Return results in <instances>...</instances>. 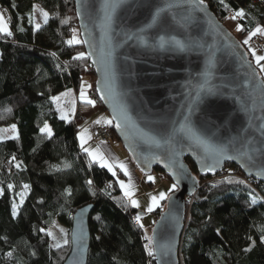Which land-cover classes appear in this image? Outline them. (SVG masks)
<instances>
[{"label": "trees", "instance_id": "trees-1", "mask_svg": "<svg viewBox=\"0 0 264 264\" xmlns=\"http://www.w3.org/2000/svg\"><path fill=\"white\" fill-rule=\"evenodd\" d=\"M255 1L204 3L246 48L243 41L258 26L264 27V0ZM36 4L51 13L39 30L34 27ZM0 9L12 32L0 33V126L16 125L18 131V139L0 141V264H63L71 249L72 218L87 204L94 205L87 264H155L145 248L143 227L131 220L142 212L127 200L117 181L125 176H113L78 145V126L107 111L97 95V76L87 53L84 59H74L85 51L83 43H67L73 29H79L76 0H0ZM240 10L244 16L232 19ZM86 76L95 106L82 101L74 119L59 118L53 96L78 89ZM45 124L52 131L50 138L41 131ZM109 127L119 140L113 124ZM186 162L200 189L186 202L182 264H264V184L248 180L237 165L227 164L212 177L200 176L196 165ZM155 171L168 177L161 169ZM24 185L30 187L21 204ZM167 200L156 209L157 219ZM56 221L65 225L68 241L59 248L51 246L47 234Z\"/></svg>", "mask_w": 264, "mask_h": 264}, {"label": "water", "instance_id": "water-1", "mask_svg": "<svg viewBox=\"0 0 264 264\" xmlns=\"http://www.w3.org/2000/svg\"><path fill=\"white\" fill-rule=\"evenodd\" d=\"M110 2L119 6L109 24L105 0H76L81 38L88 41L83 43L85 53L107 113L111 119L116 113L128 118H121L119 129L115 120L112 124L135 166L148 175L161 169L173 183L172 170L183 172L152 229L155 264H182L186 202L200 189L186 159L196 165L200 176L214 177L233 164L246 177L264 184V78L208 4L198 0ZM162 8L166 10L153 23ZM101 90L104 99H100ZM185 123L224 150L219 164L185 133L176 134L171 148L157 147L143 137L149 133L166 138ZM208 165H214V171H205ZM93 209L87 204L74 213L71 249L63 264L88 263Z\"/></svg>", "mask_w": 264, "mask_h": 264}, {"label": "snow or ice", "instance_id": "snow-or-ice-1", "mask_svg": "<svg viewBox=\"0 0 264 264\" xmlns=\"http://www.w3.org/2000/svg\"><path fill=\"white\" fill-rule=\"evenodd\" d=\"M119 2H123V0H119ZM199 4H203L204 0H198ZM221 3H223V0H221ZM15 6V5H13ZM119 4L118 3H112L110 2V0H105V4H104V11H105V20L109 22H111V18L112 15L115 12L116 7H118ZM34 6V10H35ZM169 8L171 7V5L168 6ZM166 9H158L156 16L153 17V23L156 22V18L159 16L160 12L165 11ZM41 14L43 16V20L44 23L47 24L48 23V19H49V13L47 11H43L41 10ZM240 16H244V11L240 10L238 12H236L235 16L232 17V19H235L236 17H240ZM29 23H33V17L30 16L29 18ZM62 23H68V20H64L62 21ZM36 30H39L41 25L39 23H35L34 25ZM21 31H23V29H21ZM76 30L73 29V37L72 39L68 40L67 43L69 45L72 44H80V43H88L87 40L81 41L80 39H78L75 35ZM0 33H3L5 35L11 36L12 32L10 30L9 24L6 22L3 13H0ZM257 33L264 35V27H257L254 31H252L249 34V38L251 39L252 36H255ZM131 38V36L129 37ZM161 40V47H163L165 41H164V37L160 38ZM175 43L179 44L181 47H183L182 44H180L179 41H176ZM245 44L248 43V40L244 41ZM89 56L91 55V53L88 54ZM253 55H255V51H253ZM85 57V53L80 52L76 57H74V59H84ZM261 61H264V56H256V62L257 64L260 65V69L262 72H264V64H260ZM93 63H96L95 60H93ZM92 86L87 84V82L85 81L82 85H81V89H80V100L83 101L84 103L88 104V105H92L95 106L96 101L90 99L88 97V95L86 94V88H91ZM111 91V90H110ZM211 91V90H209ZM198 95V99H199V93ZM105 98V93L101 90V96L100 99H104ZM54 100H58L59 97H53ZM75 110L74 105H73V111ZM7 111H11V109H8ZM114 112H116V109H113ZM124 118L127 121V117L123 114V113H116V115H114L113 119L111 120H106V123L111 125L113 123V120L116 121L115 123V127L116 128H121L122 124H121V118ZM61 119L67 120L68 117L66 115H61ZM106 118H101V120H105ZM101 120H97L95 121V123L99 124L101 122ZM134 126V125H133ZM12 131L16 132V127L15 125L12 126ZM42 132L46 133L47 136L50 138L52 135V131L51 129L48 127L47 124H45L44 128L41 129ZM177 133H185L187 135L190 136V138L193 140L194 143H196L198 146H200L201 148H203L204 152L206 155H212L214 160H215V164H219L221 162V159L223 158L224 155V150L223 149H219L217 147H215L214 145L210 144L207 140L203 139L200 135H198L187 123L182 124L179 129H174L173 133L170 134L168 137L166 138H157L156 136H152L149 133H143V137L145 138L146 142L153 144L157 147H163V146H168L169 148L172 147L173 145V140L175 139V136ZM12 138L14 139H18V134L13 136ZM90 135H87V130L85 129L84 131L81 132L80 134V141H81V147L84 149V151L91 157V159L95 162H98L99 165L102 168H106L108 169V171L112 172L113 176H116V172L114 171V163H110L108 158L105 157V155L103 154V152L99 149V147H97L96 149H90L87 147H84V145L87 143V140L90 139ZM0 139H2V137H0ZM163 139V144L161 143V140ZM229 159H232L233 157H227ZM249 160L252 159L251 156L248 157ZM13 159H15L13 157ZM203 162V161H202ZM17 167H19V165H17ZM118 167L123 171V173L128 176L129 178V183H125V181L123 180H119V178H117V181L119 183L120 188L123 190L124 195L129 199L130 203L134 206V207H140L139 202L133 198L134 196V191H133V185L131 184V175L128 171L127 165H125L124 163L120 162L118 164ZM165 167H169L171 168V165H165ZM181 168L183 167L182 165L180 166ZM205 171L208 172H212L214 171V165H208L206 166V168L204 169ZM172 175L175 178V182L171 185L170 189L168 190V192H174L175 190L178 189L179 187V182H180V178L183 175V172H177L175 169L172 170ZM147 179L149 181L155 182V178L151 175L147 176ZM228 183H244L243 181H233L231 179H229L227 181ZM87 183L89 185L92 184V181L89 180L87 181ZM9 188H12V185H8ZM29 185H24V190L23 192H21L20 195V203L23 204L24 198L27 194V190L29 189ZM108 187H111V185H108ZM70 192V190H69ZM168 192H160L158 195H152L150 197V203L146 209L147 212H152L155 208L160 207L161 206V201L168 199L169 195ZM3 193V189H0V195H2ZM93 195H95V193H93ZM253 202H255L256 198L253 197ZM17 214V205L14 203L13 204V215L15 216ZM97 219H99V217H97ZM135 219L137 221H140L142 219L141 215H137L135 217ZM140 227H143V224L140 225ZM41 231H44L43 229H41ZM61 231H63V229H61ZM262 232H264V229H261ZM48 235L52 236L53 239H55L54 234L49 231L47 233ZM146 241H148V243L145 245V248L148 250V255L149 256H154L155 253V249L153 248V243H154V237L153 236H145L144 237ZM97 239H99V237H97ZM261 240L264 241V235L261 236ZM68 241L65 240L64 243L66 244ZM253 244L255 243V241L252 242ZM61 245L59 242H57L54 247L59 248ZM245 251H251V248H247L245 249ZM9 255H11L9 253Z\"/></svg>", "mask_w": 264, "mask_h": 264}, {"label": "rangeland", "instance_id": "rangeland-1", "mask_svg": "<svg viewBox=\"0 0 264 264\" xmlns=\"http://www.w3.org/2000/svg\"><path fill=\"white\" fill-rule=\"evenodd\" d=\"M255 3L259 4L262 2L255 1ZM41 10L46 11L40 4H36V8H35V12L37 14L36 23H39L42 27L45 25V23L43 20V16L41 14ZM0 13H3L4 18L7 22L5 12L0 9ZM48 13H49V17H51V13L50 12H48ZM231 17H232V15H231ZM79 31H80V29H76L75 35L78 39H80L82 41L81 33ZM73 35H74V33H73ZM73 35H72V37H73ZM72 37L70 39H72ZM245 40H248L247 44L244 43ZM245 40L243 41V43L246 47L245 49H247L246 51H247L249 57H251L250 60H252L253 63L255 64V66H257V68L259 69L260 76L262 78H264V72L261 71L260 65L257 64V62H256V56H264V35L257 33L255 36H252L251 39L247 38ZM75 45H79V44H75ZM253 51H255V55H253ZM83 53H85V51ZM260 64H264V61H261ZM88 70H90V68H88ZM102 117L106 118V119L101 120ZM97 120H101V122L99 124L95 123V121H97ZM106 120H111V117L109 116V114L107 112L104 111L103 113H100V115L98 117L91 118L89 122L93 121L92 127H95V129L99 130L100 128L107 127V128H110L112 130V128L109 127V124L106 123ZM83 125H85L84 122H83V124L79 125L78 128L82 129L81 127H83ZM12 126L13 125H10L8 127H1L0 126V137H2V139H0V141H7L9 139H12L13 136L18 134L17 126L15 125L16 132L12 131ZM48 127H49V125H48ZM96 133L94 135V142L95 143H94L93 148L96 149L97 147H99V149L103 152V154L108 156V159L110 161H112L114 164L117 163V161L119 160L118 154L117 155L114 154L116 156L114 158V157H111L108 153H105V148H104L105 145L104 144L105 143H110V144L114 143L115 145L117 144L118 147H120V150L122 152H126L125 148L122 146V143L118 139H115L114 133H113V139H111L110 141H107L105 143H100L95 138ZM126 153L128 154V152H126ZM117 173H116V176H117ZM149 175H151L155 178V182L149 181L147 179L148 174H145L141 169H139V173L133 178L134 181H131V184L133 185V191H134L133 198L136 199L140 204V207H138V208L134 207L133 205L132 206L134 208H136L140 213L141 212L143 213L141 215L142 219L140 221H141V224H143L145 236H152L153 226L157 222L156 221L157 215H156L155 211H157L156 209H158L162 206L163 201H164V200L161 201L160 207L155 208L152 212H147L146 209L150 203V197L152 195H158L160 192H168L171 185L173 184L172 180H170L168 177L164 176L163 174L158 173L157 171H154L153 173H150ZM119 180H121V179H119ZM123 181H125V183H129V180L128 181L123 180ZM171 193L172 192H168V195L170 196ZM127 200L129 201L128 198H127ZM61 229H63V231H61ZM50 231L55 236V239H53V237L51 236V246L52 247H54V245L57 242H59L60 245L65 244L64 241L67 240L65 225H63L59 221H56L52 225V228ZM146 243H148V241ZM54 248H57V247H54Z\"/></svg>", "mask_w": 264, "mask_h": 264}, {"label": "crops", "instance_id": "crops-1", "mask_svg": "<svg viewBox=\"0 0 264 264\" xmlns=\"http://www.w3.org/2000/svg\"><path fill=\"white\" fill-rule=\"evenodd\" d=\"M34 12H35V10H34ZM36 21H37V14L35 12V23H36ZM85 81L87 82V84H89V85L92 86L91 88H86V94L88 95V97L90 99H92V95H91L92 88H93L92 82H91L90 78L86 76V77H84L82 79L80 85H82ZM80 89H81V86L78 89L71 88V90H67V91H64V92H60V94H57V95H54L53 96V97H59L58 100H54L52 98L53 103H54V107L57 110V113H58L59 118H61V115H66L68 117V119L66 121H71L72 119L75 118V115H76V113L78 111V108H79L78 105H79L80 102H82L80 100ZM73 105H74V108H75L74 111H73ZM99 115H100V113L97 114V115H95V116H93V117H98ZM89 121H90V119L89 120H85L84 121L85 125H83V127H81L82 129H79L77 131L78 145H79V148L83 152H84V149L81 147V141H80V134H81V132L86 129L87 130V135H90V137H91L90 139L87 140V143L84 145V147H87V148H90V149H94L93 148L94 143H95L94 142V135L98 131V129H95V127H92L93 126L92 125V122L94 120L91 121V122H89ZM104 145H105L104 146L105 153H108L111 157H114L115 158L116 157L115 155L118 154L119 160L117 161V163L114 164L115 167L118 166V164L120 162H122L125 165H127L128 171H129V173L131 175V181H134L133 178L139 173V168H137L135 166L133 160L129 157V155L126 152H122L120 150V147H118L117 144L115 145L114 143H112V144L105 143ZM105 157L108 158L107 155H105ZM110 163H113V162L110 161ZM115 167H114V171L116 172ZM118 169L120 171L119 173L123 174L125 176V180L128 181L129 180L128 176H126L119 167H118Z\"/></svg>", "mask_w": 264, "mask_h": 264}, {"label": "built area", "instance_id": "built-area-1", "mask_svg": "<svg viewBox=\"0 0 264 264\" xmlns=\"http://www.w3.org/2000/svg\"><path fill=\"white\" fill-rule=\"evenodd\" d=\"M256 1L258 2V0H256ZM232 16H234V15H232ZM95 138H96V140L98 142L105 143V142L110 141L111 139H113V131L110 128H107V127L100 128L98 130V132L96 133ZM115 169H116V172L119 171L118 167H115ZM248 180H251V178H248ZM137 215L138 214H133L132 217H131V220H132V222L134 223L135 226H140L141 225V221H137L135 219V217Z\"/></svg>", "mask_w": 264, "mask_h": 264}]
</instances>
